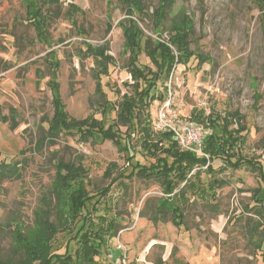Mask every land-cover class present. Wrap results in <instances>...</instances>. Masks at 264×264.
Here are the masks:
<instances>
[{"label":"rangeland","instance_id":"1","mask_svg":"<svg viewBox=\"0 0 264 264\" xmlns=\"http://www.w3.org/2000/svg\"><path fill=\"white\" fill-rule=\"evenodd\" d=\"M142 3L146 16L133 17L153 42L168 40L172 24L183 17L194 27L190 43L195 55L169 77L163 74L153 90L158 99L150 109L152 126L156 129L162 111L185 122L199 111L214 118L237 114L242 135H247L241 156L259 163L264 175V0H173L157 33L153 21L160 1ZM127 6L123 0H0V164L17 168L15 176L0 179V259L14 258L12 233L18 226L25 231L35 227V213L51 191L56 165L72 162L88 170L89 212L118 222L117 236L97 258L101 264H110V253L119 252L117 239L135 264H264V214L259 215L256 198L264 179L258 170L219 173L216 196H190L183 205L184 225L178 228L171 214L161 216L167 198L161 184L136 175L139 168L158 162L135 131L127 153L100 137L85 142L67 133L46 136L55 80L70 117L93 116L126 137L127 127L118 122L116 111L133 94L120 25ZM34 11H41L40 16ZM141 44L140 65L156 72L145 40ZM88 45L108 49L114 59L108 74H102ZM201 55L208 60L199 66ZM208 133L203 130L201 136ZM212 166L216 171L224 167L221 160ZM214 179L201 175L205 188ZM72 237L60 234L52 253H74Z\"/></svg>","mask_w":264,"mask_h":264},{"label":"trees","instance_id":"2","mask_svg":"<svg viewBox=\"0 0 264 264\" xmlns=\"http://www.w3.org/2000/svg\"><path fill=\"white\" fill-rule=\"evenodd\" d=\"M123 1L129 7L127 6V18L120 25L125 38L124 51L129 56L127 69L133 81V85H130L133 94L124 97L118 105L116 114L118 122L127 127L126 137L123 138L112 126L105 128L102 121L93 116L83 120L70 117L65 111L59 94V84L55 80L50 84L54 95L52 102L54 112L48 121L46 136L51 139L67 133L79 135L80 140L85 142L100 137L103 141L111 142L120 153H127L132 148L130 133L135 131L141 146L158 162L154 167L139 168L136 175L161 184L167 197L160 205L161 216H165V213L171 214L173 224L180 228L184 225L183 205L193 195L202 200L215 197V189L219 183L214 178L219 173L227 169L236 171L247 167L258 170L264 179L263 169L259 163L241 156V151L246 146L247 135H242L244 127L237 114L230 113L224 118L219 115L214 118V115H206L204 111L191 114L190 121L203 125L206 131L211 130V133L203 138V155L182 151L172 139V134L154 131L150 109L158 97H155L153 90L156 89L163 74L169 77L179 65H186L195 55L190 43L194 27L187 17H183L172 24L168 40L158 37L157 41L153 42L139 26L138 20L133 17L134 13H139L143 18L146 16L142 0ZM159 1L160 5L153 21L156 33L157 29L164 25L166 13L173 2V0ZM34 12L37 17L41 14V11ZM30 14L32 15L33 11ZM35 26L39 29L36 22ZM143 40L146 44V55L155 65L156 72L149 67H142L139 63ZM88 51L97 59L102 74H108L109 65L114 63L113 57L107 53L108 49L93 48L88 45ZM198 60L201 66L208 58L201 55ZM54 66L55 69L58 68L57 62H54ZM164 90H167V87ZM97 91L102 94L100 83ZM160 100L164 101L162 97ZM216 128L220 129L219 133L215 132ZM161 155H164V158H161ZM168 159L172 160L170 165L167 163ZM217 160H221L224 166L219 171L212 166ZM16 172V167L0 164V179L15 176ZM203 173L214 179L209 183L208 188L202 185ZM106 174L110 176L111 169H108ZM87 180L88 170L81 164L59 162L56 165L51 191L43 195V208L38 211L39 213H35V227L33 230L25 231L18 226L13 231L14 258L0 259V264H101L97 258L101 256L108 242L117 236L118 222L115 219H107L106 215L93 216L92 212H89L87 202L92 197L86 187ZM108 192L104 190L103 196ZM256 198L258 207L264 210V188L257 191ZM260 209H257L259 215L264 214ZM53 214L55 221L51 220ZM60 234H72L70 242H75L74 253L68 250L63 254L52 253ZM262 258L264 261V251Z\"/></svg>","mask_w":264,"mask_h":264},{"label":"built area","instance_id":"3","mask_svg":"<svg viewBox=\"0 0 264 264\" xmlns=\"http://www.w3.org/2000/svg\"><path fill=\"white\" fill-rule=\"evenodd\" d=\"M203 130H205L203 125L193 121L185 122L173 119L165 111H162L159 115L157 127L154 128L156 133L172 134V139L182 151L196 152L199 155H203V138L206 135L201 136ZM117 241L119 254L116 256L112 252L110 253V264H135L130 259L129 249L121 243L120 239H117Z\"/></svg>","mask_w":264,"mask_h":264},{"label":"crops","instance_id":"4","mask_svg":"<svg viewBox=\"0 0 264 264\" xmlns=\"http://www.w3.org/2000/svg\"><path fill=\"white\" fill-rule=\"evenodd\" d=\"M119 254V252H116L115 255L117 256ZM179 264H182V262H180ZM183 264H188V263H183Z\"/></svg>","mask_w":264,"mask_h":264}]
</instances>
